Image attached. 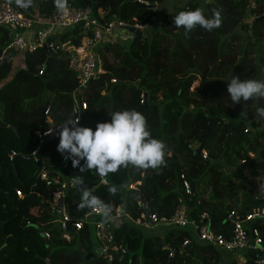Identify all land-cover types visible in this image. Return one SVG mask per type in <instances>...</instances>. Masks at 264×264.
<instances>
[{
    "label": "trees",
    "instance_id": "obj_1",
    "mask_svg": "<svg viewBox=\"0 0 264 264\" xmlns=\"http://www.w3.org/2000/svg\"><path fill=\"white\" fill-rule=\"evenodd\" d=\"M7 1L39 22L51 19L63 3L90 8L102 22L116 17L129 26L150 25L156 11L125 0H31L27 8L19 7L16 0ZM139 1L158 8L165 0ZM197 1H187L181 11L199 8L208 19L219 12V27L209 31L197 25L186 32L183 26L174 25L181 11H171L160 19L152 37L143 34L140 40L117 39L97 46L103 72L80 91L77 76L69 68L68 52L61 47L81 44L78 27L53 38L54 52L42 46L22 53V66L12 73L18 53L5 52L0 65V264H221L222 249L197 240L189 227L147 231L132 222L143 206L158 217H169L181 204L189 220L198 221L206 214L204 222L210 221L212 232L230 237L231 211L244 215L264 206L258 201L264 197V116L258 112L264 108V97L234 104L227 92V81L233 76L264 80V54L259 50L264 48V18L256 20L264 16V0H254L253 9L249 0H210L202 5ZM248 14L254 19L246 20ZM242 38L239 53L231 57L230 45ZM7 41V31L0 27V52ZM250 48L259 54L253 62ZM231 58L236 61L229 62ZM197 79L202 85L193 91L190 88ZM74 92L85 105L81 126L95 129L97 123L110 121L112 112L136 110L145 117L151 136L165 144L161 165L146 169L121 166L103 176L105 183H100L101 175L95 169L85 166L79 170L83 160L75 168L70 159L63 164L65 156L57 151L59 138L50 136L43 144L40 159L50 160L52 172L83 180L67 191L68 209L74 217L85 214V208L78 207L80 191L85 189L111 212L119 207L128 216L115 221L118 250L112 252L111 261L101 254L86 259L97 248L89 226L71 233L70 242L61 237L46 207L53 189L45 186L38 163L22 157L12 161L15 155H32L39 148L38 134L52 129L59 135L58 128L67 119H75ZM210 118V133L202 148L207 158L203 159L193 143H202ZM232 172L245 177L229 184ZM183 180L191 194L184 191ZM130 184L134 188L129 189ZM255 184L261 192H256ZM113 187L115 193L109 191ZM35 226L49 237H41ZM254 227L264 243V222ZM157 228L168 231L146 235ZM185 240L190 241L187 248L182 245Z\"/></svg>",
    "mask_w": 264,
    "mask_h": 264
},
{
    "label": "built area",
    "instance_id": "obj_2",
    "mask_svg": "<svg viewBox=\"0 0 264 264\" xmlns=\"http://www.w3.org/2000/svg\"><path fill=\"white\" fill-rule=\"evenodd\" d=\"M61 5L51 19L47 22H39L33 18L25 17L9 1L0 0V27H3L8 35L7 44L4 50L0 52V65L4 62L6 51L22 54L25 51H33L36 48L46 46L50 52H54L53 38L62 34L68 28L78 27L81 44L75 47L65 43L61 47L68 52L69 68L77 76L78 91H80L89 81L97 79L103 72L95 51L96 47L108 41H116L119 38L116 37L115 31L117 29H127L130 26L116 17L102 22L94 16L90 8L77 9L65 3ZM249 8H255L254 0H249ZM252 19L254 17L248 14L246 20ZM38 24L40 26H36ZM132 26L138 29L144 28L143 25L139 24ZM47 38L50 39L49 44L45 43ZM79 101L77 92H74L72 94V113L75 119L81 116V108L85 107L84 103ZM44 115H47V107ZM47 120L50 121L48 117ZM38 135L41 143L45 137L59 138L58 133L52 131V129ZM201 155L203 159L207 158L205 151H201ZM250 156L253 157L252 154ZM67 160L64 157L62 163L66 164ZM34 161L40 166V177L44 180L45 186L53 189L51 199L46 203V207L52 214V222L57 224L61 237L70 242L72 239L71 233L83 230L85 226L91 225L94 227L101 254L108 261H111L112 252L118 250L115 243V221L128 218V216L118 207L114 212L110 211L107 217L99 210L90 208H88V212L85 210L82 217H74L69 212L67 203V191L75 185L74 180L68 179L62 173L52 172L54 167L49 159L41 160L39 158L38 160L34 159ZM246 162L245 159L240 163L245 164ZM105 182L106 179L101 176L100 183ZM182 185L184 191L191 194L190 186L185 180H183ZM128 188H134V184H130ZM18 194L20 193L18 192ZM138 205L142 206L140 203ZM143 207L144 210L140 213L139 218L132 221L136 226H141L145 230L155 227H189L199 241L228 252L243 251L245 256L238 257L234 264H264L263 239L258 229L254 227L257 222H264V206L254 207L244 215H240L237 210L231 211L228 215V219L233 225L230 237L215 234L210 228L208 229V222H204L206 214H202L198 221L189 220L185 208L181 204L175 208L173 214L169 217H158L155 213H150L147 207ZM43 234L44 238L49 237L48 233ZM189 243L190 241L185 240L182 245L186 247Z\"/></svg>",
    "mask_w": 264,
    "mask_h": 264
},
{
    "label": "clouds",
    "instance_id": "obj_3",
    "mask_svg": "<svg viewBox=\"0 0 264 264\" xmlns=\"http://www.w3.org/2000/svg\"><path fill=\"white\" fill-rule=\"evenodd\" d=\"M30 2L31 0H16L17 5L22 8L29 7ZM220 22L219 12L214 13V18L208 19L199 8L181 11L174 18L175 27L183 26L186 32L197 25L210 31L219 27ZM227 92L234 104H240L242 100L247 101L254 96L264 97V80H242L233 76L227 81ZM258 112L264 116V108L258 109ZM110 117V121L97 123L95 129L81 126L80 117L67 119L58 128L57 151L65 159H70L74 168L80 166L83 160L80 171H84L86 166L87 169H95L101 176L116 172L118 168L128 164L146 169L156 168L164 162L165 144L151 136L146 119L139 111H116L110 113ZM74 183L80 185L83 180L76 178ZM116 190L115 187L109 189L112 193ZM78 207L99 210L105 217L111 211L87 189L82 192Z\"/></svg>",
    "mask_w": 264,
    "mask_h": 264
},
{
    "label": "rangeland",
    "instance_id": "obj_4",
    "mask_svg": "<svg viewBox=\"0 0 264 264\" xmlns=\"http://www.w3.org/2000/svg\"><path fill=\"white\" fill-rule=\"evenodd\" d=\"M189 1V0H165L161 5L157 6L158 8H156V11H155V17L153 19V22H151L150 25L148 26H144V28L141 29V31L143 32V34H145L147 37H152V35L156 32V30L158 29L159 27V24H160V19L170 13L171 11H181L182 9H184V5L185 3ZM206 0H198L197 2H199V4H203L205 3ZM175 5V6H174ZM115 35L117 38H119L120 40H127L128 38H132L133 37V34L130 33L128 31V29H117L115 31ZM244 38V37H243ZM241 39L240 41H236L235 43H233V45H230V51L229 53L231 54L230 56L233 57L235 55H237L239 53V50L241 49L242 47V41H244V39ZM261 45H258V48L260 47ZM259 50L261 51V56L264 54V48H259ZM258 52L257 50H253L252 48H250V53H249V57L253 58V60L251 62H253L255 60L256 57H258ZM17 59H21V56H17V57H14L13 58V62H12V69H11V73L18 67V61ZM236 59L235 58H231L229 60V62H235ZM250 62V63H251ZM11 75V74H10ZM9 75V77H10ZM8 77V78H9ZM2 84V83H1ZM201 81L200 80H195L192 85H191V90L193 89L196 90L197 88H201ZM203 88V86H202ZM193 146L194 147H197L198 144L195 142L193 143ZM60 173V171H59ZM61 174V173H60ZM245 177V174H241L239 176V178L232 172L228 178H227V181L230 183H237L239 181H242V179ZM248 179H250V177H247ZM258 180H256L257 182ZM249 183V182H248ZM255 187H256V192H261V189L259 187V185L255 184ZM20 193V192H19ZM18 196H21V193L18 194ZM91 228V232H92V238H93V242H94V245H96L97 248H99V243L96 239V236H95V230H94V227L93 226H89ZM148 231V230H147ZM151 231V232H150ZM149 232H146V235L147 236H150L152 235V233H156V234H162V233H166L168 230H166L165 228H157L156 231L155 230H150ZM38 232V230H37ZM39 234V232H38ZM96 248V249H97ZM95 249V250H96ZM221 255H222V260L224 263L226 264H232L233 262L235 263V261L237 260L238 257H244L245 256V253L243 251H234V252H228V251H221ZM236 258V259H234ZM242 262V261H241Z\"/></svg>",
    "mask_w": 264,
    "mask_h": 264
},
{
    "label": "water",
    "instance_id": "obj_5",
    "mask_svg": "<svg viewBox=\"0 0 264 264\" xmlns=\"http://www.w3.org/2000/svg\"><path fill=\"white\" fill-rule=\"evenodd\" d=\"M125 1H135L137 7H138V8H141V9H147V10H151V11H154V10L156 9V4H147V3L141 2V1H139V0H125ZM263 18H264V16L259 17V18H257L256 20H261V19H263ZM127 29H128V31H129L130 33L133 34V40H140V39L143 37V32L141 31V29H138V28H136V27H134V26H130V27H128ZM49 42H50V39L47 38V39L45 40V43H46V44H49ZM49 53H50V51H49ZM143 97H144V103H145L146 94H144ZM47 104H48V103H46V107H47ZM211 121H212V119L210 118V119L208 120V123H207V133H206V137L204 138V140L202 141V143H201L199 146H197L196 149H195V151H196L197 153H201L202 148H203L204 141L206 140V138L208 137V135H209V133H210V125H211ZM246 133H247V132H246ZM246 133H245V134H246ZM243 135H244V134H243ZM243 135H239V136H243ZM239 136H238V137H239ZM47 140H49V138H48V137H45L44 140H43V142L39 145V148L36 150V152H35L34 154H32V155H27V156H24V155H21V154H19V155H15V156L13 157V160H12V161H14L15 158H17V157H22V158L29 159V160H34V159H37V160H38V159L40 158V156H41V151H42V148H43V144H44V142L47 141ZM38 167H39V169H40V166H39V165H38ZM13 170H14V173L16 174V168H15V167H13ZM81 196H82V191H80V197H81ZM258 201L264 203V199H258ZM85 210H86V212H88V208H86ZM35 227H36V229L38 230L39 235H40L41 237L44 238V234L41 232V230H40L37 226H35ZM209 228H210V221H208V229H209ZM186 248H187V247H186ZM100 254H101V249H100V247H99V248H97L94 252H89V253L87 254V256H86V259H89V258L93 257V255H100ZM101 255H102V254H101ZM171 256H172V254H171Z\"/></svg>",
    "mask_w": 264,
    "mask_h": 264
},
{
    "label": "crops",
    "instance_id": "obj_6",
    "mask_svg": "<svg viewBox=\"0 0 264 264\" xmlns=\"http://www.w3.org/2000/svg\"><path fill=\"white\" fill-rule=\"evenodd\" d=\"M195 1H197V0H195ZM206 1H210V0H206ZM20 55H21L20 53L17 54V56H19V57H20ZM17 61H18V63H19V64H18V67H21V66H22V63H23V57L21 56V59H19V60H17ZM18 67H17V68H18ZM249 157H250V158H253V157L250 156V154H249ZM234 259H236V258H234ZM235 262H236V261H235ZM221 264H226V263H224L223 260H221ZM232 264H234V262H233Z\"/></svg>",
    "mask_w": 264,
    "mask_h": 264
}]
</instances>
